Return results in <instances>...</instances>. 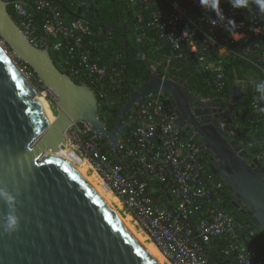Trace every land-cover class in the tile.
<instances>
[{"label": "built area", "instance_id": "2783aa9c", "mask_svg": "<svg viewBox=\"0 0 264 264\" xmlns=\"http://www.w3.org/2000/svg\"><path fill=\"white\" fill-rule=\"evenodd\" d=\"M4 1L12 6L17 24L34 46H49L50 51L59 54L63 72L91 87L108 127L111 109L126 97L128 67L121 54L105 58L100 43L92 39V25L84 13L93 8L95 0ZM127 1L134 20L135 45L143 49L139 58L149 59L144 50L147 48L154 53L164 51L161 63H148L161 77L171 79L174 63L182 59L197 65L213 89L223 92L228 81L226 65L238 61L255 67L264 81V15L254 4L251 11L237 10L227 0H221L225 19L234 20L244 35L236 42L219 24L212 28L210 19H216L215 13L203 9L198 0ZM66 2L81 8V16L69 19ZM14 61L38 95L58 110L57 94L30 66L15 57ZM256 84L252 79L236 80L242 92L245 88L251 91L252 116L246 136L256 153L250 162L255 159L264 167V112L259 111L264 102L257 100ZM165 100L158 92L139 102L128 115L126 131L118 145L127 169L106 153L100 137L83 121L68 129L67 142L60 151H72L83 161L78 165L88 167L101 180L117 198L123 215L155 243L170 264H211L205 245L221 242L225 244L223 257H234L235 264H264V253L246 249L241 242L245 225L223 206L227 188L211 171L213 155L176 125L166 112ZM237 129L238 124L232 125L230 134L237 133ZM141 178L163 186L167 197L172 198L173 211L161 198L153 196L156 190Z\"/></svg>", "mask_w": 264, "mask_h": 264}, {"label": "water", "instance_id": "95a60500", "mask_svg": "<svg viewBox=\"0 0 264 264\" xmlns=\"http://www.w3.org/2000/svg\"><path fill=\"white\" fill-rule=\"evenodd\" d=\"M0 0V264H158L126 224L89 188L64 169L43 159L59 153L66 133L76 122H86L102 142L119 156L118 145L127 119L135 106L161 92L166 112L191 137H198L213 155L212 173L232 195L230 202L246 207L253 226L245 239L259 230L264 237V167L248 162L247 149L239 140H229L236 107L244 99L236 86L229 104L217 99L203 101L181 82L163 78L148 64L145 81L132 90L129 100L117 111L108 128L101 119L99 101L87 83H77L61 71L49 46L38 48L24 35ZM79 8L75 17H80ZM91 23L98 11L91 8ZM104 34L117 32L127 48H133L125 32L101 28ZM126 29V27H125ZM14 57L30 66L44 85L59 97L56 120H48L36 102L34 85L21 72ZM235 105V107H234ZM9 197L11 199H9ZM167 197L166 207L172 209ZM235 200V201H234ZM9 217L16 224L9 227ZM220 264H223L222 262ZM224 264H230L227 261Z\"/></svg>", "mask_w": 264, "mask_h": 264}, {"label": "trees", "instance_id": "16d2710c", "mask_svg": "<svg viewBox=\"0 0 264 264\" xmlns=\"http://www.w3.org/2000/svg\"><path fill=\"white\" fill-rule=\"evenodd\" d=\"M96 10H99L100 13H104L106 16H110L114 18L115 13L118 14V18L123 16L124 23L122 25H118V32H125L128 35L129 44L133 47L127 48L124 45V41L122 37L115 31L104 34L103 29L99 27L92 26V30L94 35L92 36L93 40H96L100 43L102 50L104 52L105 58L110 57L113 54H121L123 55L124 59L127 62V76L125 79V89L124 93L126 97L122 98L110 111L109 115V122H106L109 128L115 124L117 120V111L118 109L125 104L130 97V93L132 90H136L139 86L145 81L146 72L148 71V63L156 62L161 63L163 61V52L154 53L150 51L149 48L144 49L146 50V54L148 55L149 59L144 61L139 58V55L143 51V49H139L135 45V40L132 34L133 28V15L132 11L129 8L127 0H95L94 3L91 4ZM65 14L69 19H74V14L78 11L79 7L71 6L70 2L64 3ZM9 13L14 18L15 21H18L17 16L15 15L12 6H9ZM126 27V29H125ZM232 46V45H230ZM9 48V47H8ZM10 49V48H9ZM52 58L54 59L55 64L57 67L62 71L60 66V58L59 54L51 51ZM226 70L228 73V81L226 89L223 92H218L213 89V87L209 84L206 80V74L201 73L197 65L190 62L187 63L184 60H177L174 63V68L172 69V73L169 76L171 79L175 81L183 83V85L192 93H195L200 98L203 99H213V98H221L223 101H230L233 96L234 88L236 87V80H254L257 83L261 81L262 75L260 71H258L255 67L249 64L240 63L238 61H234L230 64L226 65ZM71 75L70 73H67ZM77 83H81L80 80H75ZM244 93V109L241 111V119L238 122L239 129H237V138L244 147L249 152L246 156L248 162L251 160V156L256 153L255 149H253L250 145V140L246 136V132L248 126L250 125L248 120L252 116V108H251V91L247 88L243 89ZM103 120V116H101ZM105 122V121H104ZM198 139V138H197ZM199 140V139H198ZM199 142H201L199 140ZM105 144V151L106 153L116 162H118V155L114 154L109 146L108 143L103 142ZM253 151V152H251ZM121 157V155L119 154ZM128 163H124L125 169H127ZM144 181L150 183V181L146 178H141ZM150 188H154L156 190L153 196L157 198H161L163 203H166L167 194L163 186L150 183ZM232 195L229 193L228 189L225 192V196L223 199V206L224 208L230 212L237 221L243 223L245 225L244 229L241 231L240 235L242 236L249 228L253 226L251 218L246 216L244 212H240L236 209L232 203L230 202V198ZM244 206V205H243ZM246 210V207H243ZM246 243L251 247L253 250H257L259 252L264 253V237L262 236L261 232L257 230L253 234H248L245 239ZM243 243V241L241 240ZM225 244L223 242L217 243L215 245H205L206 255L210 261V263H216L220 258H225L222 256L221 251ZM227 259V258H225ZM231 262L235 261L234 257L228 258Z\"/></svg>", "mask_w": 264, "mask_h": 264}, {"label": "bare ground", "instance_id": "6f19581e", "mask_svg": "<svg viewBox=\"0 0 264 264\" xmlns=\"http://www.w3.org/2000/svg\"><path fill=\"white\" fill-rule=\"evenodd\" d=\"M36 102L44 112L48 124L51 125L55 120V116L52 113V110L49 106V103L44 97L38 95L36 98ZM75 154L72 151H67L63 149L59 153H52L48 152L44 155L43 159H46L50 161L51 163L57 165L58 167L64 169L69 174H71L73 177H75L78 181H80L82 184H84L87 188H89L101 201H103L115 214L114 208L110 204V197L112 196L110 194L105 193L103 189L94 182L91 178H89L86 174V166H79L78 164H82L83 161L80 160V163L76 162ZM77 156V155H76ZM110 191V190H109ZM117 199V198H115ZM117 201V200H116ZM112 207H110V206ZM118 216V214H116ZM119 217V216H118ZM120 218V217H119ZM121 219V218H120ZM126 226L135 234V236L141 241V243L144 245V247L147 249V251L150 253V255L154 258V260L158 264H167L169 261L163 256V254L160 252L158 247L155 245L154 242L147 243V238L143 236L142 234L137 233L134 230V227L130 225V218L121 219Z\"/></svg>", "mask_w": 264, "mask_h": 264}, {"label": "clouds", "instance_id": "9594fccd", "mask_svg": "<svg viewBox=\"0 0 264 264\" xmlns=\"http://www.w3.org/2000/svg\"><path fill=\"white\" fill-rule=\"evenodd\" d=\"M227 2L230 3L233 9H243L246 11H251L252 5L254 4L259 13L264 15V0H227ZM198 3L206 11L215 13L216 19H210L212 28H215L217 24H219L233 41L238 42L244 39V35L239 31L235 21L232 19H225L220 7L221 0H198ZM256 92L259 94L257 100L259 102H264V81H260L256 84ZM259 111L264 112V107H260ZM0 195L6 196V193L0 192ZM9 199L11 198L9 197ZM15 224V218L9 217V227H14Z\"/></svg>", "mask_w": 264, "mask_h": 264}, {"label": "flooded vegetation", "instance_id": "af4514ba", "mask_svg": "<svg viewBox=\"0 0 264 264\" xmlns=\"http://www.w3.org/2000/svg\"><path fill=\"white\" fill-rule=\"evenodd\" d=\"M95 11H98L99 12V15H94V17H93V19H91V25L92 26H94V27H99V28H107V29H112V27H114V26H118L120 23H124V19H123V16H121V18H118L117 16H118V14L117 13H115V16H114V18H111L109 15L108 16H106L104 13H100V11L99 10H96L95 9ZM87 14V17H89L90 16V14L89 13H84V15H86ZM121 33V32H120ZM202 100H204L206 103L207 102H209V103H211V102H213V101H215V100H217V99H221V98H213V99H203V98H201ZM222 100V99H221ZM231 101V100H230ZM230 101H224L226 104H229L230 103ZM243 101H244V99L242 100V102L239 104V105H237V107H236V114H238V116L237 117H235L234 119H233V126H235V125H237L238 124V122H239V120L242 118L241 117V111L244 109V107H243V105H244V103H243ZM234 107H235V105H234ZM196 138V137H195ZM198 138V137H197ZM227 138L229 139V140H234L235 138H237V135H236V133H233L232 135L231 134H228V136H227ZM199 139V138H198ZM200 140V139H199ZM249 153V152H248ZM235 201V200H234ZM232 203V202H231ZM233 205V204H232ZM238 206H237V208L236 209H238L240 212H244L245 213V211L246 210H244L243 209V205L242 204H237Z\"/></svg>", "mask_w": 264, "mask_h": 264}, {"label": "rangeland", "instance_id": "374dc122", "mask_svg": "<svg viewBox=\"0 0 264 264\" xmlns=\"http://www.w3.org/2000/svg\"><path fill=\"white\" fill-rule=\"evenodd\" d=\"M92 3H94V2H92ZM108 5H109V0H108ZM120 25H122V23H120ZM198 96V95H197ZM199 97V96H198ZM50 106V105H49ZM51 108V110H52V113H53V115L55 116V118L57 117V115H58V110H57V108L56 107H54V106H51L50 107ZM75 156V159H76V162L77 163H80V159H79V157L78 156H76V155H74ZM86 169H87V171H86V174H87V176L89 177V178H91L94 182H96L102 189H103V191H104V188H105V186L101 183V180L92 172V171H89L88 170V167H86ZM105 193H107V194H110L111 196H112V198L110 197V204H111V206L114 208V210H115V212H116V214H118V216L121 218V219H126V216L125 215H123V213L120 211V208H119V203H118V200L117 199H115L116 197L111 193V191H109V189H107V188H105V191H104ZM117 200V201H116ZM110 206V205H109ZM110 206V207H111ZM111 207V208H112ZM130 225H132L133 227H134V230L137 232V233H139V234H142L143 236H145V234L142 232V231H140V229L139 228H137L132 222H131V220H130ZM145 238H147V236H145ZM149 242H152V240L151 239H149V238H147V243H149ZM167 264H170L169 262L167 263Z\"/></svg>", "mask_w": 264, "mask_h": 264}, {"label": "crops", "instance_id": "0c3cea01", "mask_svg": "<svg viewBox=\"0 0 264 264\" xmlns=\"http://www.w3.org/2000/svg\"><path fill=\"white\" fill-rule=\"evenodd\" d=\"M155 190V189H154ZM166 204V203H165ZM222 254V253H221ZM223 256V255H222ZM227 261L230 262V264H235V261L231 262L229 259H225V258H220L218 261H216V263H211V264H220L221 262L224 264Z\"/></svg>", "mask_w": 264, "mask_h": 264}]
</instances>
